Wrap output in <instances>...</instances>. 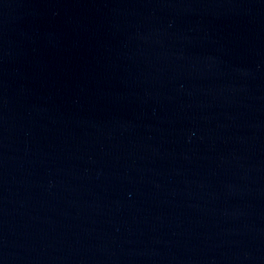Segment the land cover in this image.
I'll use <instances>...</instances> for the list:
<instances>
[{
    "label": "water",
    "instance_id": "1",
    "mask_svg": "<svg viewBox=\"0 0 264 264\" xmlns=\"http://www.w3.org/2000/svg\"><path fill=\"white\" fill-rule=\"evenodd\" d=\"M0 264H264V0H0Z\"/></svg>",
    "mask_w": 264,
    "mask_h": 264
}]
</instances>
